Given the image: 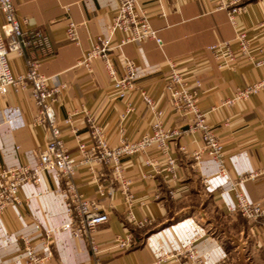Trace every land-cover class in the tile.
Instances as JSON below:
<instances>
[{
    "label": "crops",
    "instance_id": "1",
    "mask_svg": "<svg viewBox=\"0 0 264 264\" xmlns=\"http://www.w3.org/2000/svg\"><path fill=\"white\" fill-rule=\"evenodd\" d=\"M12 1L17 17L25 19L23 28L42 31L51 44L50 51H27L41 61V73L64 83L56 109L59 120L70 117V125H62L61 132L69 154L76 155L75 137L88 140L87 118L101 126L109 145L151 133V115L146 107L134 93L124 99L117 97L100 60H93L89 71L75 64L96 36L108 34L116 0ZM217 1L137 0L161 45L144 39L139 44H123L120 53L133 62L136 84L157 101L163 110L161 123L168 128L186 125L185 117L168 107L163 90L166 60L178 61L177 70L186 78V84L197 90L196 106L204 113V122L222 145L220 155L226 175L234 180L259 170L254 178L243 179L240 186L250 200L264 204V89L244 100L224 103L239 87L263 76L264 66L253 67L239 51L232 39L234 27L227 21L226 10L216 9ZM239 4L243 9L237 13L235 23L244 30L247 53L255 56L264 39L260 28L264 0H241ZM68 21L75 23L76 42L66 39ZM113 37L117 39L119 34ZM222 41L230 42L234 57L226 64L203 51ZM8 61L13 72L24 69V62L14 53H9ZM194 77L200 80L198 87L192 83ZM7 98L10 108L0 96V166L34 165L36 154L45 146L47 127L31 123L37 110L27 89H10ZM126 101L132 110L124 115ZM181 145L184 151L179 150ZM202 145L197 132L170 138L166 154L175 162L171 170L166 168L160 151L152 148L147 152L155 160L156 171L143 163V153L123 159V174L131 180L133 218L148 219L141 228L126 223V207L119 191L113 189L102 196L96 193L93 174L109 182L106 167L77 166L72 174L76 191L96 198L106 213V221L92 233L102 264H152L156 254L168 253L188 240H193L197 254L207 264H264V218L247 220L227 210L225 205L232 194L228 182L217 174V161L201 153L194 163L191 156V151ZM143 173L147 175L142 178ZM58 188L59 182L47 172L41 175L39 184L22 185L18 192L21 203L8 206L0 223V264H28L23 256V237L38 253L49 245L51 256L46 264H92L85 242L70 237L61 228L64 214ZM50 227L55 230L44 235ZM128 234L138 245L127 249L113 245V238Z\"/></svg>",
    "mask_w": 264,
    "mask_h": 264
},
{
    "label": "built area",
    "instance_id": "2",
    "mask_svg": "<svg viewBox=\"0 0 264 264\" xmlns=\"http://www.w3.org/2000/svg\"><path fill=\"white\" fill-rule=\"evenodd\" d=\"M241 0H218L216 9L226 10L227 21L234 27L233 41L237 44L239 51L246 60L253 66H264V39L258 45L255 56L247 53L248 40L245 38L244 30L235 23L237 13L243 6ZM114 13L108 24L106 36L98 35L90 43V47L85 50L76 60V65L89 71L93 60H100L106 75L109 76V87L118 98L124 99L129 94H136L139 101L146 107L151 115V133H144L137 139H120L115 145H109L100 125L95 121L86 119L88 125V140L82 141L75 137L76 155L69 154L62 141V125H70V117L67 116L59 120L56 105L59 101V92L64 88V83L55 76H47L40 72L39 59L30 54L28 49H42L44 52L51 50V44L47 35L39 30H26L23 28L25 19H19L16 15L12 0H0V13L3 22L0 24V96L5 101V107L10 108L12 104L8 101V92L29 91L35 107L36 114L32 119V124H40L47 127V138L44 148L36 154L34 165H12V167L0 166V223L3 219L5 209L11 205H19L21 198L19 190L23 184H39L41 175L50 173L59 182V197L63 209L64 220L61 228L65 229L69 236L81 239L85 242L92 264H102L99 257V245L92 238L95 227L106 221V213L99 206L96 198H88L76 191L72 174L79 165L91 168L93 164H99L108 169L110 181L103 182L98 174H93L95 191L102 196L115 189L121 193L125 211L126 223H133L137 228L146 224L148 219L134 220L131 203L132 195L129 190L131 180L123 174L122 163L126 156L131 154H145L143 160L156 171L155 160L149 156L148 149L160 151L164 156L166 168L171 170L175 166L174 159L166 154L167 142L170 138L197 132L202 140V147L199 150H192L191 156L194 163H197L201 153L210 155L218 163L217 174L224 177L228 182V189L231 191L232 200L226 203L227 210L236 211L242 218L256 221L264 218V204L250 200L244 193L241 182L245 178H254L258 171H251L245 175L230 180L225 172V167L221 159L222 145L218 138L214 136L208 123L204 122V113L196 106L198 98L197 90L188 87L186 78L177 70L178 61L166 60L168 70L163 78V90H165L168 107L180 117H185L186 125L183 127H165L161 123L163 114L162 108L158 107L149 91L139 87L134 75L133 62L122 56L120 48L125 43L139 44L144 39H151L158 46L161 45L159 37L148 24L147 15L137 6V0H116ZM260 28L263 30L264 38V18L260 20ZM114 33L119 37L115 39ZM66 39L76 42L75 23L68 21L65 24ZM229 41H222L208 45L203 50L208 51L220 64L232 62L234 57L229 49ZM9 53H14L24 62V69L13 72L8 61ZM120 61H118V59ZM194 86L200 85V80L196 77L192 79ZM264 89V75L257 78L253 83L239 87L235 90L230 99H225L224 103L232 100H244L257 91ZM125 113L132 110L131 105L126 101ZM184 151V146L178 147ZM147 174L143 173L141 177ZM55 228H46L44 235L53 232ZM25 243L23 256L28 264H46L51 256L48 244L43 247L41 253L36 248L29 246V239L23 237ZM118 249H127L133 244L131 236L115 237L112 241ZM264 250V248H263ZM207 264L206 261L197 254L193 245V240H188L168 253L156 254L152 264ZM218 264V263H212Z\"/></svg>",
    "mask_w": 264,
    "mask_h": 264
},
{
    "label": "trees",
    "instance_id": "3",
    "mask_svg": "<svg viewBox=\"0 0 264 264\" xmlns=\"http://www.w3.org/2000/svg\"><path fill=\"white\" fill-rule=\"evenodd\" d=\"M132 240H133V244L132 245H138V242L133 237H132Z\"/></svg>",
    "mask_w": 264,
    "mask_h": 264
}]
</instances>
